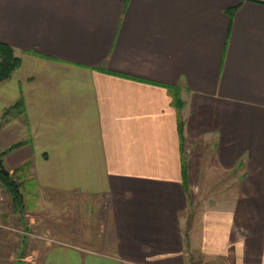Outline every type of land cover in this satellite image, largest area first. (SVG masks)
<instances>
[{
    "label": "crops",
    "instance_id": "obj_1",
    "mask_svg": "<svg viewBox=\"0 0 264 264\" xmlns=\"http://www.w3.org/2000/svg\"><path fill=\"white\" fill-rule=\"evenodd\" d=\"M0 42L26 204H0V264L44 221L38 264H264L263 1L0 0ZM66 197L106 203L103 229L36 210Z\"/></svg>",
    "mask_w": 264,
    "mask_h": 264
},
{
    "label": "rangeland",
    "instance_id": "obj_2",
    "mask_svg": "<svg viewBox=\"0 0 264 264\" xmlns=\"http://www.w3.org/2000/svg\"><path fill=\"white\" fill-rule=\"evenodd\" d=\"M1 149V147H0ZM20 156L17 157H12V158H7L4 157V165L6 166V168L9 169V167L12 166V164L16 163L19 161ZM20 174V173H19ZM19 174L17 175V173H15V177L20 178ZM0 191L3 192V197L0 196V204L3 205L2 207L4 208L3 212H8L9 210H13L12 209V202H11V198L8 194V192L5 190V188L0 185ZM98 199V200H97ZM96 200V201H95ZM80 203V202H79ZM78 199L74 198V197H69V198H63V200H59L54 198V200L50 201L49 204H40L37 207V211H46L47 209L50 210L49 214L52 215L53 211L56 209H59L60 212H63V210H65L64 213H68L69 214V220H66L64 222H59L58 226H55L56 229L62 228L63 226H65L66 228H69L72 230L73 229H77L78 232H83V231H88L90 233H94L95 230H100L103 229L104 227V222H105V215H106V210H107V205L106 203L99 204V198H94V199H88L85 202H81L80 206L78 205ZM0 205V206H1ZM25 208H26V204H25ZM24 208V210H25ZM23 210V211H24ZM35 212V211H34ZM101 214L102 219L99 220V218H97V215ZM21 213V212H19ZM22 214V213H21ZM4 223V224H1ZM96 224L97 227H94ZM41 228H40V236H36V237H32L31 234H28L26 236V239H23V243L26 244L28 246L27 251L25 253H22L21 249L19 246H14L13 248H10L11 250H13V252H7L8 250H6L5 256L9 257L10 255H13V259L16 261H21L19 258L22 256H27L26 259H24L22 262H20L21 264L25 262L27 264H38V258L36 257V255H34L31 251L33 248H35V246L37 247L38 245L40 246L41 244H43L45 242V238H46V233L44 234L43 231L45 230V228H47L48 226H53L52 223L48 222V221H44L43 223H41ZM0 227L1 229L3 228L2 231H4V229H6L7 231H10L12 233L16 232V224L14 221H10V222H6V220L0 221ZM59 227V228H58ZM100 228V229H98ZM68 230V229H67ZM12 235V234H11ZM30 235V237H29ZM43 235V236H42ZM12 238V236H11ZM32 238V239H30ZM74 241H79L77 236H74ZM30 245L34 246V247H30ZM31 248V249H30ZM31 255H33L31 257ZM18 257V258H17ZM13 260V261H14ZM17 262V263H18ZM198 264H202L198 263Z\"/></svg>",
    "mask_w": 264,
    "mask_h": 264
},
{
    "label": "trees",
    "instance_id": "obj_3",
    "mask_svg": "<svg viewBox=\"0 0 264 264\" xmlns=\"http://www.w3.org/2000/svg\"><path fill=\"white\" fill-rule=\"evenodd\" d=\"M263 1L264 0H260ZM21 64V57L15 53V49L12 45L0 42V82L9 79L13 72L18 68ZM174 102L176 103L177 107L181 106L182 99L178 92H174ZM23 104V100L20 99L10 108L4 111L2 116V121H6L11 111L16 110L18 113L22 112L21 105ZM179 129L180 132H183L184 120L181 116L179 111ZM23 142H17L6 149L0 150V160L4 161V155L11 151L12 149L20 146ZM19 169V168H18ZM11 172L9 175L5 174L0 169V185H2L5 190L8 192L12 206L14 211L23 213L25 208V200L23 194L22 184L23 181L20 178L15 177V172Z\"/></svg>",
    "mask_w": 264,
    "mask_h": 264
},
{
    "label": "water",
    "instance_id": "obj_4",
    "mask_svg": "<svg viewBox=\"0 0 264 264\" xmlns=\"http://www.w3.org/2000/svg\"><path fill=\"white\" fill-rule=\"evenodd\" d=\"M0 169L3 171L5 174L9 175L11 172L6 166L4 165L2 159L0 160Z\"/></svg>",
    "mask_w": 264,
    "mask_h": 264
},
{
    "label": "built area",
    "instance_id": "obj_5",
    "mask_svg": "<svg viewBox=\"0 0 264 264\" xmlns=\"http://www.w3.org/2000/svg\"><path fill=\"white\" fill-rule=\"evenodd\" d=\"M0 196L3 197V192L0 191Z\"/></svg>",
    "mask_w": 264,
    "mask_h": 264
}]
</instances>
